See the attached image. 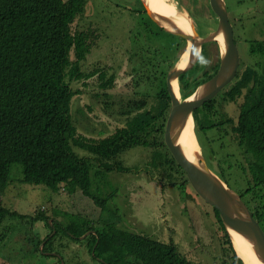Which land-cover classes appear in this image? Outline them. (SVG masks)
Instances as JSON below:
<instances>
[{"label": "rangeland", "instance_id": "1", "mask_svg": "<svg viewBox=\"0 0 264 264\" xmlns=\"http://www.w3.org/2000/svg\"><path fill=\"white\" fill-rule=\"evenodd\" d=\"M170 1L187 11L188 16L202 11L198 18L193 15L190 18H193L196 31L201 30L203 36L217 30V16L213 14V8L210 9L211 0H200L193 6L190 0ZM135 3L136 0H86L84 12L72 25L73 31L94 29L99 34L92 51L81 64V71L93 73V76L71 82L72 89L78 91L72 99L71 116L79 135L105 138L126 127L139 112L158 105L156 92L160 83L149 82L148 77H143V71L148 70V75L154 68L158 73L165 71L164 66H157L158 55L147 53L148 50L153 52L154 47L162 52L165 47L163 42L141 34L139 22L145 12L138 14ZM229 14L236 27L234 38L241 64L238 71L241 67H259L260 57L251 53L250 42L264 39V0H229ZM204 46L196 64L187 70L188 82L193 87L201 83L206 72H212L221 60L222 47L218 41ZM140 49L146 53L141 54ZM184 52L174 53L172 62L177 64ZM71 59L75 61L74 52ZM102 71L107 77L116 75L108 90L102 88L98 77ZM180 95L183 97L182 92ZM135 101H146L145 108L138 111L134 107ZM242 102L243 97L235 102H223L221 96L215 106L225 117L237 119ZM220 117L217 114V118ZM166 122L161 119L149 128L150 146H135L109 159L82 147L77 143V136L71 139L76 154L94 157L91 170L94 191L101 198L110 199L107 210L99 208L92 198L70 195L63 188L54 192L43 184L25 183L22 181L23 165L14 164L10 183L0 195L3 197L1 205L16 213L6 217L0 227V264H102L90 251L92 231L86 232L79 241L61 231L49 248L46 247V239L55 235L56 227L62 230L75 215L90 219L93 231L114 221L122 230L164 243L174 242L190 260L202 262L204 256L222 255L223 234L213 206L192 186L185 189V185H180L189 180L165 142ZM196 138L203 158L215 173L218 174L220 166L227 169V162L233 166L246 163L237 143L219 130L206 133L198 129ZM107 164H119L128 171L106 170ZM239 166L232 171L236 181L229 182L237 192L247 184ZM38 249L44 254L38 253Z\"/></svg>", "mask_w": 264, "mask_h": 264}, {"label": "trees", "instance_id": "2", "mask_svg": "<svg viewBox=\"0 0 264 264\" xmlns=\"http://www.w3.org/2000/svg\"><path fill=\"white\" fill-rule=\"evenodd\" d=\"M141 6L143 11L136 12L146 13L142 3ZM85 7L86 0H0V195L10 183L12 166L21 164L23 182L43 184L54 192L63 188L70 195L92 198L99 208L107 210L110 199L101 198L94 191L91 177L94 157L76 154L71 139L77 136V143L82 147L104 159L114 158L135 146H150L149 128L161 119H168L172 99L167 77H152L157 72L154 68L149 75L148 70H144L143 77L147 76L151 83L153 80L160 83L156 92L157 107L139 112L126 127L105 138L79 136L71 116L72 99L78 91L72 89L71 82L93 76V73L82 72L81 64L99 38L94 29L73 31L72 25ZM192 15L195 19L200 16L199 11ZM157 24L148 15L142 16L139 22L142 35L163 42L165 48L159 54L158 67L164 65L168 70L176 64L172 62L173 54L183 53L188 44L183 37ZM198 33L205 36L201 30ZM250 47L251 53L260 57L259 67H241L220 96L195 110V132L197 135L198 129L206 133L217 129L237 143L246 163L233 166L227 162L228 168L220 166L218 174L228 184L232 183L236 181L232 171L239 166L247 183L239 192L264 230V39L252 40ZM72 52L75 61L71 59ZM158 52L159 48L154 47V55ZM186 73L179 77L184 83V97L188 96L189 87V78L183 77ZM99 78L102 88L108 90L113 86L115 74L107 77L102 71ZM221 96L223 102H235L243 97L237 119L225 117L217 109L215 102ZM145 104L146 101H135L134 107L139 111ZM217 114L221 117L217 118ZM107 165L106 170L128 171L119 164ZM180 185L192 186L187 181ZM1 202L3 197L0 198V227L6 217L16 215ZM214 209L224 243L234 250L221 215ZM70 220L72 222L60 231L54 222L56 233L46 239L47 248L61 231L79 241L93 230L86 217L75 215ZM89 246L93 258L102 264H190L174 243L122 230L114 221L101 230L95 229ZM38 253L44 254L40 249Z\"/></svg>", "mask_w": 264, "mask_h": 264}, {"label": "water", "instance_id": "3", "mask_svg": "<svg viewBox=\"0 0 264 264\" xmlns=\"http://www.w3.org/2000/svg\"><path fill=\"white\" fill-rule=\"evenodd\" d=\"M142 2L148 13L151 10H156L147 0H142ZM211 2L212 8L218 14L219 23L217 30L207 36L201 37L196 31L197 37L193 38L183 29L171 31L156 21L161 27L186 39L190 48L189 62L185 65L178 62L170 69L167 77L172 107L166 123L165 142L178 165L185 171L197 194L219 211L228 232L232 226L236 233L250 243L251 254L242 257L245 264H264V230L239 192L230 187L219 174L212 171L204 158L205 168H201L199 165H202L203 162L198 159L196 152L187 149L177 141L181 127L190 117L194 119L195 110L215 98L230 84L235 79L240 66V53L234 38V28L229 20L226 0H211ZM174 7L177 13L184 14L181 8L179 9L175 5ZM219 36L222 37V40H219ZM213 41H218L222 47L218 72L202 83L191 96L183 99L181 95H176L173 88L174 80L178 79L179 81V76L196 64L203 45ZM83 238L81 236V239Z\"/></svg>", "mask_w": 264, "mask_h": 264}, {"label": "bare ground", "instance_id": "4", "mask_svg": "<svg viewBox=\"0 0 264 264\" xmlns=\"http://www.w3.org/2000/svg\"><path fill=\"white\" fill-rule=\"evenodd\" d=\"M147 1L150 2V5L154 9H156V10H151L149 12V14L161 26H163V27H165V28H167V29H169L171 31H178V30L183 29V30L187 31L190 35H192L193 38L197 37L196 28H195L193 20H192L193 18L192 19L190 18V16H192V14L190 16H188L187 13H186L187 11L185 12L183 9H182V11L184 12L183 15L177 13L176 12V8L174 7L173 4H171L172 2L170 0H147ZM190 13L191 12H189V14ZM219 40H222L221 36H219ZM189 60H190V48L188 47L185 50V52L183 54V57H182V59L179 62H180L181 65H185V64H187L189 62ZM173 85H174L173 86L174 92L176 93V95L180 96L181 92H180V88H179L178 79L174 80V84ZM194 128H195L194 119L192 117H190L186 121V123L181 127V129H180V131H179V133L177 135V141L180 144L184 145L187 149L194 150V152H196V154L198 155L197 156L198 159L203 162V164L199 165V166L201 168H205V162H204V159H203V156H202V153H201L202 151H201L200 145L198 143V140L196 138ZM78 139H80V138H78ZM229 229H230L229 233H230L231 238L233 240L234 249L236 250L238 256L243 260V258H242L243 256L251 254L252 247H251L250 243H248L241 235H239L238 233H236L234 231L232 226H230ZM225 248H223V249L225 250ZM233 260H235V257H234ZM243 262H244V260H243ZM244 264H245V262H244Z\"/></svg>", "mask_w": 264, "mask_h": 264}, {"label": "flooded vegetation", "instance_id": "5", "mask_svg": "<svg viewBox=\"0 0 264 264\" xmlns=\"http://www.w3.org/2000/svg\"><path fill=\"white\" fill-rule=\"evenodd\" d=\"M191 2H192V6H193V3H196V2H199L200 3V0H190ZM210 1V0H209ZM179 2V1H178ZM141 3L143 4V2H142V0H136V3H135V6H134V8L135 7H137L136 8V11H143V8H142V6H141ZM226 4H227V8H228V13H229V0H226ZM143 6H144V4H143ZM183 6L186 8V9H189V7H186V4L185 3H183ZM144 8H145V6H144ZM212 8V6H211V4H210V9ZM146 9V8H145ZM212 11L214 12L213 14H215V16H217V18H216V20H217V25H218V23H219V18H218V15H217V13L212 9ZM199 12H202V11H199ZM146 15H148V13H147V9H146V13L144 14V16H146ZM149 16V15H148ZM230 14H229V20H230ZM230 22H231V20H230ZM232 23V22H231ZM233 24V23H232ZM233 27H234V34H235V29H236V27H235V25L233 24ZM218 28V27H217ZM140 32L142 33V29L140 28ZM186 40V39H185ZM207 44V43H206ZM220 44V43H219ZM205 45V44H204ZM203 45V47H205ZM142 51L144 52V53H146V51H144L143 49H140V53L141 54H143L142 53ZM147 53L148 54H154V51L152 52V51H150V50H148L147 51ZM161 52H158V57H157V62H158V64H157V66H159L160 64H161V61H159V54H160ZM221 61V60H220ZM241 65V64H240ZM162 66V65H161ZM164 66V65H163ZM174 66V65H173ZM172 66V67H173ZM165 67V66H164ZM172 67H170L168 70H166L165 69V73L164 72H160V73H158V72H156V75H153L152 77H168V74H169V71H170V69L172 68ZM159 68H161V67H159ZM219 68H220V63L218 64V65H216L213 69V71L212 72H210V71H208V72H206V78L205 79H203L202 81H201V83H199L196 87H193L192 86V84L191 83H189L188 82V84H189V87H188V90H187V92H188V96L187 97H189V96H191L196 90H197V88L202 84V83H204L205 81H207L208 79H210L211 77H213L217 72H218V70H219ZM239 68H240V66H239ZM239 72V71H238ZM238 72H237V74H238ZM188 73V72H187ZM186 73V75H184L183 77H188V74ZM100 75V74H99ZM99 75H98V77H99ZM237 76V75H236ZM91 77V76H90ZM110 77H113V74L110 76ZM115 77H116V75H115ZM147 77V76H146ZM179 77H181V75L179 76ZM189 78V77H188ZM167 79V78H166ZM183 85H184V83L183 82H181V80H180V78H179V88H180V92H182V94H183ZM184 97V96H183ZM186 97H184L183 99H185ZM172 107V106H171ZM170 115V114H169ZM169 118V117H168ZM168 120V119H167ZM167 123V122H166ZM195 124V123H194ZM195 131V130H194ZM196 135V134H195ZM186 186H188V185H185V189H186ZM190 187V186H189ZM182 190H184V189H182ZM182 193H184V191H182ZM241 194V193H240ZM244 200V199H243ZM214 211H215V209H214ZM90 231H93V230H90ZM93 233V232H92ZM223 236V235H222ZM232 240V239H231ZM158 241V240H157ZM159 242H161V241H159ZM164 243V242H163ZM170 243H174V242H170ZM170 243H167V244H170ZM233 243V242H232ZM176 246H177V244L176 243H174ZM223 247L225 248V250H223L222 249V255H220V256H216V255H209V256H204V259H203V261L202 262H199V261H195V260H190L189 258H188V256L186 255H184L180 250V254L184 257V258H186L188 261H189V263L190 264H244V262H243V260L238 256V254H237V252H236V250L234 249V250H232V249H230V245L227 243H224V240H223ZM234 246V245H233ZM178 247V246H177ZM179 249V248H178ZM231 251V252H230ZM234 254V255H233ZM231 256V257H230ZM217 257V259H215ZM223 257V258H222ZM233 257V258H232ZM234 257H235V260H233L234 259ZM219 258V259H218ZM237 258V259H236ZM241 259V261H240V259ZM219 260V261H218ZM230 261V262H229ZM135 264H137V263H135ZM138 264H140V263H138Z\"/></svg>", "mask_w": 264, "mask_h": 264}, {"label": "clouds", "instance_id": "6", "mask_svg": "<svg viewBox=\"0 0 264 264\" xmlns=\"http://www.w3.org/2000/svg\"><path fill=\"white\" fill-rule=\"evenodd\" d=\"M217 97V96H216ZM197 193V192H196Z\"/></svg>", "mask_w": 264, "mask_h": 264}]
</instances>
